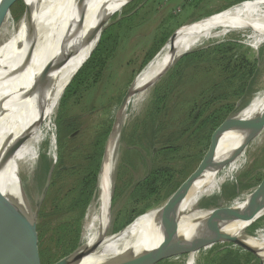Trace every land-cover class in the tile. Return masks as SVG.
<instances>
[{
  "label": "rangeland",
  "instance_id": "obj_1",
  "mask_svg": "<svg viewBox=\"0 0 264 264\" xmlns=\"http://www.w3.org/2000/svg\"><path fill=\"white\" fill-rule=\"evenodd\" d=\"M244 1L248 0H196V4H191V0H133L125 5L121 11L111 19L110 22L113 24L120 19L127 18L136 13L134 19L129 23L130 25L128 28L127 25L124 24L120 29L116 48L96 82L93 83L89 80L88 83L77 90L71 98L66 100L61 110L58 105L56 111L53 132L54 136L56 135L55 141H57L58 132L62 134L60 136V138H62L60 153L63 171L56 172V167L59 163L58 148L56 145L55 152L52 151L54 158H56L57 154L56 163L47 193L39 208V213L41 214L37 221V225L39 231L42 233V242L39 243L38 246L37 264H49V262H51L48 261L49 259H52L53 262L60 257L63 252L61 250L63 247L64 249H68L66 246L67 244L61 249L57 247V237L54 235V239H52L53 232H51V229L55 230L57 226L75 220L81 213L79 209L72 213H68L66 207L69 199L75 195L77 183H79L80 178L84 175L83 170H85L87 164L85 157L90 155L96 138L108 127L111 129L116 111L125 93L131 87L134 79L136 81L140 74L148 67H145L146 64L143 66V64L154 44L157 43L160 33L162 31L168 33L174 32L180 26L209 18L226 8L238 5ZM24 8L25 4L22 0H16L11 4L9 14L15 24H17L23 15ZM129 10H132L131 13H129V15L125 14ZM162 26L165 27V30L160 29ZM3 27L4 21L0 25V42L8 38V35L6 36L7 31H2ZM205 43L202 46L192 49L189 54L199 51H208L218 45H223L221 48L223 52L214 51L212 54L205 56V62L200 63L199 59L189 65L186 70L182 68L180 71H185V75L181 77L180 81L175 84L176 79H174L171 80V83H168V75L175 69L176 62L154 86L147 90L144 94V100L138 106L132 107L128 105L126 108L124 112L125 118L122 120L119 133L116 135L117 144L112 165L113 195L115 190V197L113 203L110 205V226L108 232L112 233V227H115V224L118 226L130 220L132 222L135 217L140 215L139 213H141V211L144 213L147 210L162 207L168 199L165 198L158 203H153L150 209H147L142 203L138 205L132 204L130 200H127V193L125 195H119L126 185L131 186L133 183L142 179L150 169L164 164L165 160H162V158L156 159L157 156L155 153L152 154L149 152L151 147L149 148V144L146 142L147 140L141 139L142 132H140L139 129L137 132L138 137L136 138L135 136L134 139L132 138L133 129L141 126L145 113L151 105L152 92L155 88H160L163 91L167 89L168 95L163 105L165 108L169 107L168 115L173 113L175 116L170 121L168 117H165V120L162 119L164 122H167V124L169 122L166 130L163 131L162 134H174L178 132L179 129L182 128V125L180 126L181 123L177 122V119L181 122L182 115L180 116L179 114H183L187 108L185 106L190 104V101L197 97L196 94L199 92L201 93L203 89L205 90L207 87L212 88L218 86L223 82V78L226 79L229 77L231 72L225 71L224 67L230 56H232L233 60L237 61V64H239L243 58L247 59L250 63L248 69L254 66V73L250 78H248V74H245L241 79L238 78L233 80L234 88L230 89V92L227 94L229 96L227 97L228 100H226L225 103L232 105L239 100H236L237 96L236 94L233 95V92L235 93V90L241 86L245 88V93L237 102V106L231 115L247 106L254 95L264 91V44L256 48L252 46L251 41L248 39L245 40L239 33H230L221 40H208ZM229 47L233 49V52L226 55L224 50ZM222 57L226 58L225 62L219 60L222 59ZM232 64L233 63H231L230 68H232ZM242 71L243 70L237 75L240 76ZM166 84L169 85L170 88L165 87ZM165 108L162 110V113L165 112ZM162 113L157 116V119L163 118ZM59 117L60 120L57 126L56 122ZM66 120L74 124L75 130V132L68 137L67 134L64 135V131H66L67 127L63 122ZM27 138H25L14 151L11 159V166L13 173L18 177L26 203L33 211L35 208V201L40 197L43 190L46 174L49 169L48 167L44 168L45 164L48 162L49 166L51 165L52 156L50 158V154H48V152L46 153L47 144L43 142L40 145L39 155L37 154V157L30 163H22L24 157L30 155V149L27 147L20 148ZM136 143L140 144L142 151L140 154L131 153L128 149V147L132 146L130 144ZM41 155H43L44 159H41ZM196 167L197 162L194 163L192 171L195 170ZM235 173H233L221 186L219 198H204L200 201L202 205L208 204L204 208H212L221 204L225 205L227 202H229L227 204L230 205L238 199L241 200V198L249 194L263 181L264 130L258 140L255 139V141L253 140L247 145L244 153V162ZM117 177H119V180H117ZM230 187H233L235 196L232 197L231 200H228L226 190ZM244 187L250 188L244 189ZM96 192L93 199L85 207L81 216V234H83L82 227L85 222L87 211L93 203L95 204L97 202L95 200H97L98 190ZM254 224H258L259 226L251 230V233H248V231L246 232L249 237L255 236L257 232L264 231V217L258 219ZM220 245L223 244H214L199 249L196 253L195 264L201 253H205L210 248ZM41 250L43 253L42 257V254L39 255ZM188 256L189 253L173 257L168 259L167 263L186 264Z\"/></svg>",
  "mask_w": 264,
  "mask_h": 264
},
{
  "label": "bare ground",
  "instance_id": "obj_2",
  "mask_svg": "<svg viewBox=\"0 0 264 264\" xmlns=\"http://www.w3.org/2000/svg\"><path fill=\"white\" fill-rule=\"evenodd\" d=\"M10 1L0 0V15L4 13L2 31H7L6 36L8 35L5 41L0 42V61L2 57L6 59L13 55L14 45L32 25L38 27L41 38L34 43L31 56L27 60L0 71V145L6 141L10 149L19 139L27 136V140L20 148L30 149V155L25 156L22 163L33 161L43 142L47 144L46 153L48 152L50 158L52 156L51 160H54L52 155L56 147V135L54 136L53 132L54 118L62 90L97 46L101 29L90 31L78 39L73 47L68 42L50 40L48 37L50 29L56 23L84 20L97 8L104 4H113L115 0H22L26 11L17 24L6 11ZM230 33L241 34L256 48L264 44V0L244 1L227 9L221 15L178 31L136 79L131 87L126 108L128 105L138 106L144 100L147 90L180 54L202 46L208 40H221ZM263 107L264 91L254 95L248 105L235 113L227 125L249 118ZM124 118L125 114L122 120ZM262 127V124L257 122L221 136L212 166L193 185L181 203L177 221L173 213L159 220V210H154L136 219L119 234L109 237L106 231L109 225L111 174L118 129L110 136L107 143V159L97 183L98 196L95 200L97 202L89 207L82 227L83 244L91 245L96 241H100L101 244L86 256L81 264H92L104 257L144 248L159 240L163 234L175 230L180 236L183 234L190 236L193 231L204 226L210 213L221 215V219L216 220V224L225 232H234L232 226H227L229 215L234 209L243 207L251 199V193L241 200L234 201L230 206L226 205L229 203L227 200L225 205L221 204L207 211H197L195 206L204 198H219L221 186L244 162L246 144L258 140L264 130ZM252 136L255 138L253 139ZM224 163L226 166L222 167ZM262 217H264V207L256 213L253 220L257 221ZM247 225L236 223L239 228ZM246 239V243L258 248L264 257V231ZM196 253L197 250H194L189 254L186 264H195Z\"/></svg>",
  "mask_w": 264,
  "mask_h": 264
},
{
  "label": "trees",
  "instance_id": "obj_3",
  "mask_svg": "<svg viewBox=\"0 0 264 264\" xmlns=\"http://www.w3.org/2000/svg\"><path fill=\"white\" fill-rule=\"evenodd\" d=\"M193 3L196 4V0H191V4ZM131 11L132 10H129L125 14L129 15ZM135 15L136 13L128 16L127 18L125 17L116 21L102 32L94 52L66 88L59 103L60 110L62 109L66 100L71 98V96L83 85L87 84L89 80H91L93 83L96 82V80L101 75L104 66L116 48L120 29L124 24H126L128 28L130 25L129 23H131ZM160 29L165 30V27L162 26ZM172 33L173 31L170 33L162 31L160 33L157 43L154 44L143 66L159 52L161 47H163ZM222 47L223 45H218L208 51H199L186 55L177 62L175 69H173L172 73L168 75V83H171V80L176 79L175 84H177L181 77L185 75V71H180L182 68H185L186 70L189 65L193 64L199 59L200 63L205 62V56L212 54L214 51L220 53L223 52L221 50ZM224 52L226 55H228L233 52V49L229 47L225 49ZM219 60L225 62L226 58L222 57V59ZM236 62L237 61L233 60L232 56H230V58L226 61V66L224 67L225 71L231 72L229 77L226 79L223 78V82L218 86H214L212 88L207 87L205 90L203 89L201 93L199 92L196 94L197 97L191 100L190 104L185 106L187 107L186 110L183 112V114H179L180 116L182 115L181 122H179L177 119V122L181 123L180 126L182 125V128L174 134H162L169 124V122L167 124V122L163 121L165 120V117H168L169 121L175 117L173 113L168 115L169 107L165 108L163 105L165 99L167 98L168 91L167 89L163 91L160 88H155L153 90L151 105L148 107L145 113V117L140 126L141 128L136 127L133 129L132 138L134 139L135 136L136 138L138 137L137 132L139 129V131L142 132L141 139L143 138L147 140L146 142L149 144V148L151 147L149 152L152 153V149L155 148V155L157 156L156 159L162 158V160L165 161L163 165L150 169L142 179L133 183L131 186L126 185L125 188H123V190L120 192V196L127 193V200H130L132 204L138 205L142 203L147 209H150L153 203H158L159 201L170 197L183 183V181L194 171H192V167L196 162L197 165L199 164L208 148L214 131L228 116L233 113L235 107L237 106V102L241 99V97H243L245 93V88H242L241 86L235 90V93L233 92V95L236 94L237 96L236 100H239L232 105L225 103L226 100H228L227 97H229L227 94L230 92V89L234 88L233 80L238 78L241 79V77H244L245 74H248V78H250L254 73V66L248 69L250 63L247 59L243 58L239 64ZM231 63H233L232 68H230ZM241 70H243L242 74L238 76L237 74L240 73ZM165 87L168 88L169 85L166 84ZM164 108L165 112L162 113ZM161 113L163 114V118L157 119V116H159ZM59 120L60 117L58 118L56 125ZM63 123L66 124L67 127L66 131H64V135L67 134V137L72 135L75 132L74 124L67 120ZM109 132L110 127L101 133L100 136L94 141L90 155L85 157L87 164L85 166V170H83L84 175L80 178L79 183H77V186L75 187V195L69 199V202L67 203L68 205L66 204L68 213H72L77 209L81 210V213L76 217L75 220L61 224L57 226L55 230L51 229V232H53L52 239H54V235L57 237V247H60L61 249L63 246H65V244H67L66 246L68 249H64L63 247L61 249L63 252L61 253L60 257L53 262L52 259H49L48 261H51L49 264H52L66 256L78 245L81 231V216L85 207L90 203L95 194L96 179L100 168L104 145ZM61 135L62 134L58 132L56 145L58 148L59 163L56 167V172L63 171L60 153L62 146V138H60ZM130 145L132 146L128 147V149L131 153L140 154V152H142L139 143ZM41 156V159H44L43 155ZM47 167L49 168L48 162L45 164L44 168ZM118 178L119 177H117V180H119ZM248 188L250 187H244V189ZM226 192L228 195V200H231L232 196H235L233 187H230L228 190H226ZM112 203L113 198L111 204ZM40 214L41 213H38V219L40 218ZM130 222L131 220L121 223L118 226L115 224V227H112V233L118 232ZM258 226V224H253L250 226L248 228V233H251V230L258 228ZM36 230L39 246V243L42 242V233L39 231L38 225H36ZM39 255H41V257L43 256L42 250L40 251ZM167 260L168 259L165 261L163 260L157 264H169L167 263ZM196 264H259V259L242 247L228 243L220 246H214L207 252L201 253Z\"/></svg>",
  "mask_w": 264,
  "mask_h": 264
},
{
  "label": "water",
  "instance_id": "obj_4",
  "mask_svg": "<svg viewBox=\"0 0 264 264\" xmlns=\"http://www.w3.org/2000/svg\"><path fill=\"white\" fill-rule=\"evenodd\" d=\"M14 1L16 0H11L6 6V11L8 13L10 11L9 9L11 4ZM131 1L133 0H115L113 4H104L103 6L97 8L95 11L91 12L84 20H70L69 22L65 21L56 23L54 26L51 27L48 37L50 40L53 41L60 40L62 42H68L73 47L76 45L78 39L85 36L92 30L101 29L102 34V32L112 24L110 22L111 19L114 18L121 11V9ZM234 6L236 5L226 8L225 10L213 16L221 15L227 9H231ZM25 9L26 7L24 8V12L26 11ZM213 16H210L209 18ZM3 17L4 13L0 15V25L4 21ZM209 18H205L203 20H199L198 22L183 25L177 28L171 34V36L168 38V40L159 50V52L167 45V43L172 38L176 36L178 31H180L182 28L196 25L201 21L207 20ZM40 38L41 34L36 25H32L30 28H28V30L22 36L20 41L16 45H14L12 49L13 55L6 59H4L3 57L1 58L0 71L11 65L16 64L17 62L27 60L31 56L34 43L37 40H40ZM94 50L92 51V53L94 52ZM92 53L90 54V56L92 55ZM158 53L146 64L145 67H147L150 62H152V60L158 55ZM189 53L190 51L180 54L171 63V65L168 66L161 73V75L156 79V82L168 71L171 66H173L176 62H178L181 58L185 57ZM90 56L88 57V59L90 58ZM87 60L80 66L76 73L65 84L62 90V96L68 85L71 83V81L79 72V70L83 67V65L87 62ZM134 81L132 82L131 87ZM156 82L152 84V86H154ZM131 87L125 93L123 99L121 100L118 106L115 119L111 126L107 140L105 142L100 168L96 179L95 192L98 190L97 183L102 166L107 159V143L109 137L113 133H116V131L120 128V125L122 123V116L126 110V104L131 92ZM236 113H238V111ZM234 116L235 114L230 115L217 127L211 137L208 148L204 153L202 159L200 160L199 164L197 165L196 169L183 181V183L175 190V192L170 197H168L163 206L160 208H153L147 210L144 213L135 217L133 221L145 215L146 213H149L154 210H159V220L165 219L169 214L173 213L175 215L174 218L177 221V218L179 216L178 211L181 203L187 197L193 185L197 181H199L202 175L212 166L215 150L219 144L221 136L228 132L242 129L243 127L257 122L261 123L263 126L262 128H264V107L257 113L253 114L251 117L241 119L240 121H237L236 123H233L228 126V121ZM254 136H252L253 139L255 138ZM25 138H27V136L19 139L15 143V146L11 147L10 149H8L6 141L0 145V264H37L38 238L36 225L38 213L40 205L44 200L48 187L50 185L51 175L56 163L57 154L56 158L52 160V163L49 166L43 190L41 192L40 197L35 201V208L32 211L26 203L17 175L14 174L11 169V159L13 153L18 147V145H20V143L24 141ZM248 144L249 142L246 145ZM224 166L225 163L222 165V167ZM9 181H11V183H9ZM111 184V194L109 200V225L106 231V234H108L109 237L119 234L133 222H130L128 225H126L124 228H122L116 233L108 232L110 226V205L113 198L112 174ZM250 193L251 199L243 207L234 209V211L229 215L227 226H232L234 232H225L223 228H220L216 224V220L221 219V215L217 213H210L204 222V226L201 228L199 227V229H197L196 231H193L190 236H186L185 234L180 236L175 230L163 234L159 240L144 248H137L135 250L127 251L119 255L104 257L95 261L92 264H157L163 260L170 259L172 257L180 256L186 253L190 254L194 250L198 251L199 249L205 248L207 246L228 243L242 247L243 249L257 257L259 259V264H264V257H262L261 255L262 252L258 248L250 246L246 243V237H249L246 232L248 231V228L256 222L253 220L256 216V213L262 207H264V179ZM207 205L208 204L202 205V203L199 201L198 204L195 206V210L207 211V209L209 208H204ZM236 223H245L248 225L239 228L236 226ZM100 244V241H96L91 245L83 244L82 235L80 232L77 247L72 252L52 264H81L82 260L86 256L90 255L93 251H95Z\"/></svg>",
  "mask_w": 264,
  "mask_h": 264
},
{
  "label": "flooded vegetation",
  "instance_id": "obj_5",
  "mask_svg": "<svg viewBox=\"0 0 264 264\" xmlns=\"http://www.w3.org/2000/svg\"><path fill=\"white\" fill-rule=\"evenodd\" d=\"M155 152H156V149L153 148V149H152V154H154ZM114 197H115V195H113V199H114Z\"/></svg>",
  "mask_w": 264,
  "mask_h": 264
}]
</instances>
